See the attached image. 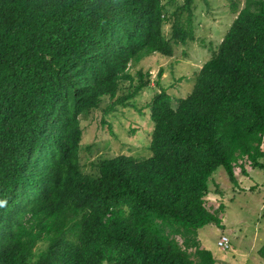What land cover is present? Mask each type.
<instances>
[{"label": "trees", "instance_id": "1", "mask_svg": "<svg viewBox=\"0 0 264 264\" xmlns=\"http://www.w3.org/2000/svg\"><path fill=\"white\" fill-rule=\"evenodd\" d=\"M171 2L0 0V264H213L197 238L220 224L208 176L222 165L236 183L243 156L264 167V0H244L174 106L151 95L149 155L99 157L95 173L78 160L79 115L147 84L136 70L117 94L130 61L193 38V0Z\"/></svg>", "mask_w": 264, "mask_h": 264}, {"label": "rangeland", "instance_id": "2", "mask_svg": "<svg viewBox=\"0 0 264 264\" xmlns=\"http://www.w3.org/2000/svg\"><path fill=\"white\" fill-rule=\"evenodd\" d=\"M181 0H173L169 9ZM236 10H231L229 0H193L191 28L193 38L173 44L169 55L151 52L128 64L131 80H121L117 94H127L138 81L136 70L148 72L147 84L124 103L106 109L114 99L103 95L97 107L79 115L81 137L78 160L83 172L95 173L91 165L99 157L117 153L144 157L150 154L149 139L152 120L147 103L151 95L163 88L169 102L186 95L192 88L200 65L216 48L236 11L244 0H235ZM162 32L168 37L170 26L162 24ZM261 149L264 150V132ZM264 163V155L261 157ZM243 167L246 173H242ZM236 183L227 178L222 165H218L207 178V191L203 203L220 217V224L208 222L197 228L199 243L210 249L214 264H264L256 248L264 241V167L251 166L245 156L233 165ZM222 204L221 209L217 208ZM219 234L228 237V247L220 249L215 241ZM180 241V237L175 235ZM200 244V246H202ZM45 241H37L33 248L42 249Z\"/></svg>", "mask_w": 264, "mask_h": 264}, {"label": "built area", "instance_id": "3", "mask_svg": "<svg viewBox=\"0 0 264 264\" xmlns=\"http://www.w3.org/2000/svg\"><path fill=\"white\" fill-rule=\"evenodd\" d=\"M215 243L220 249H225L229 244L228 237L225 234H219Z\"/></svg>", "mask_w": 264, "mask_h": 264}, {"label": "crops", "instance_id": "4", "mask_svg": "<svg viewBox=\"0 0 264 264\" xmlns=\"http://www.w3.org/2000/svg\"><path fill=\"white\" fill-rule=\"evenodd\" d=\"M201 244V243H200ZM202 245V244H201ZM203 246V245H202ZM204 247V246H203ZM257 249V248H256ZM257 253V252H256ZM214 257V256H213ZM261 258V257H260ZM215 263V261L213 262V264Z\"/></svg>", "mask_w": 264, "mask_h": 264}]
</instances>
